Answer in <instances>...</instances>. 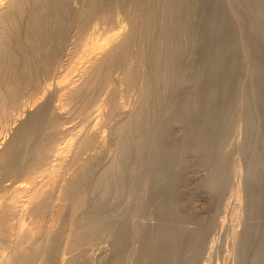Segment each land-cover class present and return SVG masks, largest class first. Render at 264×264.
<instances>
[{"label": "bare ground", "instance_id": "6f19581e", "mask_svg": "<svg viewBox=\"0 0 264 264\" xmlns=\"http://www.w3.org/2000/svg\"><path fill=\"white\" fill-rule=\"evenodd\" d=\"M181 1L0 0V166L11 171L7 178L0 176V264H72L77 250L95 252L96 243L103 242L95 243L98 235L108 230L117 243L114 253L121 255L130 239L118 251L127 226L118 212H103L109 202H130L138 218L127 229L136 239L146 236L140 245L145 251L157 248L160 238L174 243L170 251H179L175 242L192 228L180 224L177 205L163 199L162 190L168 180L175 186L188 167L215 163L217 179L222 176L223 160L215 157L213 143L230 78L227 68L219 72L209 51L199 61L202 67H192L184 58L178 72H169L180 46L162 44L160 32L162 41L148 34L155 24L158 31H172L167 26L182 20ZM239 2L227 0L242 28ZM255 7L264 13V0L246 5L249 11ZM195 25L188 27L196 32ZM247 49L243 57L251 59L254 49ZM259 113L263 117L264 111ZM16 171L24 178L14 179ZM127 183L132 193L126 199ZM157 211L168 216L169 224L152 221ZM36 221L42 222V234L32 226ZM151 238L158 246L150 248ZM259 259L264 262V254Z\"/></svg>", "mask_w": 264, "mask_h": 264}, {"label": "rangeland", "instance_id": "374dc122", "mask_svg": "<svg viewBox=\"0 0 264 264\" xmlns=\"http://www.w3.org/2000/svg\"><path fill=\"white\" fill-rule=\"evenodd\" d=\"M182 1H184L185 3H187L186 1H188V5ZM182 1H181V8H182L181 11L185 13L182 12L180 15L182 17V20L180 19L181 17L177 18L178 21L180 19L182 23H179L180 21L178 23L177 21L176 22L172 21L171 23H176V24H171V26L173 25L171 27L169 23L167 22L168 23L167 25L171 27L170 28L167 26V29L173 31V32L168 31V33L172 32L171 33L172 35L171 34L169 35L167 31H165L167 33V36H166L164 30H161V28H160V31H158L160 26L158 27V25L156 26V24L151 26L152 30L151 29L150 30L152 32L150 31L148 35L149 37H152L154 39L159 37V40L161 39L163 40L162 44H172L173 42V44H178L180 46L179 47L180 53L176 54L175 61H174L175 63H172V66L171 65L169 66V72H171L172 70L174 72L175 71L178 72V70L182 68L183 66L182 64L186 58H187V60H185L186 64H190L192 67H198V68L202 67L201 62H203L205 60V57H207L208 51L212 53L211 54L212 62L215 65H217V67L219 66L218 68L221 67V69H219L220 71L216 67L219 72L225 71L226 68L228 69V71L226 72L227 73L226 77H230V78L228 79L229 83L227 82L228 84L226 85L227 93H226L225 99L223 100L224 104L221 102L222 108L220 107L221 108L220 112L222 111L221 113L222 115L220 116V119H219V121L221 120L220 124L218 121V125H220V127L217 125L219 128L218 129L219 131H217L215 139H214V143H213V145L215 146V149H214L215 157L218 158L219 161L221 158H222L221 160L226 161V162L222 161V164H223L222 169L223 171L225 170L228 174L224 173V176H223L222 169H221L222 176L218 177L217 179L216 177L217 173L215 172L217 170L212 168V166L214 167L213 164L215 163L213 164L211 163L212 166L211 164L200 166V167H203L202 168L203 170L206 169L205 171L197 167L195 168L188 167L189 169L187 168V169H184L183 172L181 171L180 177H177L175 181V182L178 181L175 184V186L172 185L173 182L171 183V180H168L167 185L166 184L164 185L163 190H162V196H164L163 199L165 200L172 199L173 204L177 205L176 209L178 210V213L181 216L180 224L183 226L186 225V227L190 229L192 228L191 233L185 234L183 238H180L178 242H175L176 244H178L177 245L178 247L176 246L175 248H178L177 250L179 251H176V250L170 251L171 246H173L171 243L173 242L172 241L170 242L168 239H167L168 241H166V238L164 239L160 238V240L158 239L159 243L160 241L162 242L160 243L161 246L160 244L158 246L157 245L158 242L155 243L153 238H151L152 242L149 240L151 243L154 242L153 244H150L152 245L150 248L158 246L157 248H154V249L155 250L157 249L159 253H161V251H164L166 249L164 252H167L166 253L167 255L164 252H162V254H159L158 251L157 250L155 251L154 249L153 251L152 249L145 251L144 248L141 247L140 245L142 244L143 246V243L145 242V241L143 242V240H146V236L143 235V236L138 237L140 239H136L137 237L135 238L134 236H132L131 230L127 229V227L130 228L128 224L131 225L130 222L138 218L135 215V213L132 212L129 201L121 202L118 205L117 203L116 204L110 203V202L107 203V205H105V207L102 209L103 212L105 213L118 212V215L120 216V218L122 217V219H124V222L126 223V224L124 223L123 225L122 222H120L122 221V219L118 218L119 222L124 227L125 225L127 226L125 227V229H123V234H124V237L126 235L128 236L125 237L126 239H124V237L121 238L120 236V240L123 239L124 243H122V240H121L120 242L122 246H119L118 247L119 250L118 249L117 250L121 251L125 249L126 251L125 250L121 251L122 252L121 255H119V252L114 253L116 251L117 243L114 242V238H112L113 236L111 235V231L108 230V232L106 231L107 234L106 232L104 233L106 235H104L103 233L102 234L100 233V235L102 236L98 235L95 241V243L97 242V240L100 242L102 240L103 242L101 243L98 242L96 243V245L93 242L91 246H89L93 248L95 245L93 249H95L96 251L94 252V250H92L91 253L90 252L87 253L88 255L91 254L90 256L93 257L92 260H90L91 258L90 256L81 252V250L80 252L79 250H77L78 258L77 257L76 258L80 259L82 258L81 256L85 254L83 257L87 258L88 264H129V262L131 264H145L144 262H146L147 264H252V263L253 264L254 263L264 264L262 259H259L264 254V115L262 114L263 117L261 116L259 117L260 115L259 112L262 110L264 111V40H263L264 39L263 38L264 37L263 35L264 34V26H263L264 25V13L258 10L256 8L257 6L255 7L256 9L255 8L252 9V11L254 12H252L251 10L249 11L246 8V5L251 3V5L255 6L261 0L260 1L258 0V2L257 0H255L256 3L254 2V4H252L253 2H251L254 0H246V1L242 0V2L240 0V2L238 3L244 6L241 9V6L239 5L240 11L242 12L240 13L239 17L241 18V21H242V24L245 30H243V27L242 28L238 27L237 17H235L233 13L231 12V10L229 9L227 0H191L192 3L190 2V0H182ZM247 1H249L250 3ZM246 2L248 4L244 5ZM182 3L185 4V6ZM190 4H193L194 6L193 10H192L193 7L190 6ZM185 7H186V10L189 7L190 8L192 7L191 10L190 8L188 9L191 13L187 10V13H188L187 14L186 10L183 9ZM243 8H246L248 12L244 13L245 9ZM195 12L199 13V15L196 14ZM194 13L196 14L195 16H194ZM182 14H184L185 16H183ZM193 16L195 17L194 20L191 19L193 18ZM210 17H213V18H210ZM186 19H191L192 23H189L191 21L190 20L187 21ZM183 20L185 21L183 22ZM195 20L197 22H195ZM186 21L189 23V25H186L188 24V23H185ZM193 21L196 23V25ZM184 23L185 25H183ZM208 23L211 24V27L213 26L214 27L211 29ZM177 24H180V25L176 26ZM255 24H257V26L259 27L258 28L256 27L257 29L252 31L251 29H253V26H255ZM191 25L192 26L195 25L196 27H198V28L194 27L196 32L194 31V29H192L193 27L190 29ZM185 26H187V28H185ZM173 27H175V30L178 27L180 29L178 28L175 32ZM181 27L183 29L184 28L185 29L189 28V29L187 31L185 29L184 30L181 29ZM199 28H201L202 30ZM219 29H222V30H219ZM200 30L204 34H202ZM218 30L221 32V34L220 32H218ZM246 30H249L250 33H247L248 31ZM156 31L160 32L161 35L159 33L157 34ZM191 31H194V32H191ZM154 32L156 33L152 35ZM162 32H164L163 33L165 34L164 36ZM246 33L247 35H245ZM159 35L161 36V39ZM168 35L173 36V37L170 38V40H168L169 39ZM199 35L200 37H198ZM208 35L210 36L207 37ZM202 38L203 40L205 39L204 42L203 40H201ZM199 40L202 43H198ZM161 41H159V43ZM183 41H186L187 45ZM202 44L204 45V47ZM231 44L234 45L235 49H231L230 51L229 46ZM192 46L193 48L191 49L190 47ZM186 47H188L189 49ZM208 47H209V50H208ZM210 48L211 50L214 48L212 51L217 53L218 56H216L217 54L215 55V53L212 52ZM216 48L218 50H215ZM247 48H251L252 50L254 49L255 51V52L253 51L254 54L252 53L253 57L251 59L249 58L246 59L243 57V54H242L243 49L246 50ZM228 50L230 52H226ZM193 51H195L196 53ZM197 54L199 56H197ZM221 54H223L225 57L223 55L222 56L224 58L221 57ZM179 56L180 58L182 56L183 59L182 60L180 58L178 59L177 57ZM200 56L201 57L204 56V58L200 59L201 58ZM229 60H232V62L230 61L231 64L229 63ZM188 61L189 62L191 61V62L189 63ZM233 61H234V64H233ZM235 63H237V66ZM226 64L228 65L233 64V65L232 67L229 65L230 67L229 68L228 65ZM256 68H258V70H255ZM252 73L254 74L252 75ZM236 124L237 125L241 124V127L239 129L241 130V132L237 131ZM207 166H211V167L207 168ZM3 169H1V166H0V170L3 171ZM4 171H7L6 167ZM232 171L235 172L234 175ZM3 172H0L1 173L0 176L3 178H5L6 176L8 177L11 174L10 170L4 173ZM19 172L20 171L14 172V174L16 175L14 179L18 180V177L20 179L24 178V174L22 173L23 174L22 175ZM16 173L17 174L19 173V174L17 175ZM190 176H191V179H190ZM127 186H129L128 183L126 184L125 189L127 188L126 189L127 193L129 192L130 193L129 194L124 193L126 195L125 196L126 199L132 193L131 186L129 187ZM235 197H237L238 199L240 198L241 199L238 200ZM242 199L244 200L242 201ZM238 201H239V204H238ZM157 213H158L157 216L155 217V219L153 217L152 221L154 222L157 221V223L160 222L161 224H169L170 221L169 219H166L168 218V216L165 215V213H161V211H157ZM164 215L167 217H165ZM40 222L36 221L32 224V226L35 228L40 227L43 230L42 222L41 223ZM162 227H165V226H162ZM40 228L38 229V231L40 230L39 232L41 233L42 230ZM103 236H106V238ZM142 237H144L145 239ZM128 239H130V242ZM164 240H165V243H163ZM125 241H127L128 243H126ZM111 242L113 244L112 247H114L115 249L114 248L111 249L112 247L111 245H109L111 244ZM125 243L128 245V247L126 246L127 248L123 247V245H126ZM131 243L133 246L134 245L136 246H134L133 248ZM120 248H124V249H120ZM163 248L164 250H162ZM131 250L134 252H132ZM153 252H155L159 257L157 258V255L154 254ZM174 252H176V255ZM128 253H131V254H128ZM136 253L139 257L141 256L142 258L141 257L139 258L136 255ZM163 253L166 256L163 255ZM172 253L176 257L172 255ZM117 255L120 257H117ZM155 255L156 257H154ZM74 256L76 255L74 254ZM115 256L116 258H114ZM132 256L135 258L133 259ZM136 256L141 260L139 261V259H137ZM76 258L73 257L72 264H75V263L77 264L80 260L81 261L78 264L87 263L85 262L84 258L80 259L79 261L75 260ZM127 258H130V261H128ZM135 259H137L136 260L137 263L135 261H134L135 263H133L132 260H135ZM169 259H171L172 261L175 259L174 260L175 262L172 263L170 261H167ZM255 260H258V261L255 262Z\"/></svg>", "mask_w": 264, "mask_h": 264}]
</instances>
